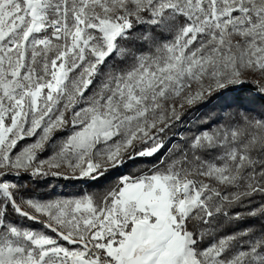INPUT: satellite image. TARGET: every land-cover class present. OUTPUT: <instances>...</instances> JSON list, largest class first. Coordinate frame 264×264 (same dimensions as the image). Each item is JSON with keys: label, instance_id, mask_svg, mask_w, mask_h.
Instances as JSON below:
<instances>
[{"label": "snow or ice", "instance_id": "snow-or-ice-1", "mask_svg": "<svg viewBox=\"0 0 264 264\" xmlns=\"http://www.w3.org/2000/svg\"><path fill=\"white\" fill-rule=\"evenodd\" d=\"M246 84L264 0H0V264H264V106L189 112Z\"/></svg>", "mask_w": 264, "mask_h": 264}, {"label": "trees", "instance_id": "trees-1", "mask_svg": "<svg viewBox=\"0 0 264 264\" xmlns=\"http://www.w3.org/2000/svg\"><path fill=\"white\" fill-rule=\"evenodd\" d=\"M242 87H243L241 89L242 91L239 92V93H234L231 90H226V93L228 92L227 94H224V93L215 94V96L210 99V102H207V105L215 102L216 100H219V99L223 98L226 95L230 99L231 103L241 102V104L242 105L244 104L245 107H246L244 109H249V110L252 109V110H254L253 108L249 107L244 102H242V100H244V96H246V94H250L251 98L254 99V102H256V105L259 106V108H260V106H264V98H262L259 93L255 92V90H254L255 86L254 85L246 84V85H242ZM216 97H218V98H216ZM204 107H205V105H203V104L202 105H197L196 108L190 109L189 112L190 113L196 112L197 108L202 110ZM261 110H262V108H261ZM255 112H259V110H255ZM182 119L185 122H187L188 124L189 123L191 124V122H190L191 118H190L189 114H186L184 117H182ZM176 131H177V129H176ZM24 183L30 189H32L35 192L46 193L47 191L50 190L48 187L45 186L46 182L43 181V180L32 182L31 180H29V178L25 177L24 178ZM65 183H67V182L52 180V185H56L57 186V191L64 192V193H66L67 191H71V192L77 191V188H73L70 184H69L68 187H64ZM25 223L26 224H30L32 222L25 221ZM35 226L38 227V225H35Z\"/></svg>", "mask_w": 264, "mask_h": 264}, {"label": "rangeland", "instance_id": "rangeland-1", "mask_svg": "<svg viewBox=\"0 0 264 264\" xmlns=\"http://www.w3.org/2000/svg\"><path fill=\"white\" fill-rule=\"evenodd\" d=\"M242 88L243 87L241 86V89ZM242 102H244L249 107L253 108L254 110H252V109H250V110H252L254 112H255V110L260 111L262 108V106H260V108H259V106L256 105V102H254V99L251 98L250 94H246V96H244V100H242ZM229 105H231V106L229 107ZM240 108H246V107L244 104L242 105L241 102L231 103L230 99L225 95L223 98L216 100L215 102L205 106L197 115H211V116L215 117L218 114L224 115V114H227L228 112H235ZM190 122H191V120H190ZM189 129H191L192 131H195V128L192 126V123L188 124L187 122H185L182 126L177 128V132L185 133ZM175 131H176V129H175ZM144 167H147V165H144ZM66 193H72V192L67 191Z\"/></svg>", "mask_w": 264, "mask_h": 264}]
</instances>
